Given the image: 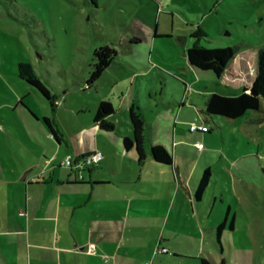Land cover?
I'll use <instances>...</instances> for the list:
<instances>
[{
    "label": "rangeland",
    "instance_id": "obj_1",
    "mask_svg": "<svg viewBox=\"0 0 264 264\" xmlns=\"http://www.w3.org/2000/svg\"><path fill=\"white\" fill-rule=\"evenodd\" d=\"M220 1L96 0L95 7L91 0H0V95L9 100L8 103L12 106L21 99L24 106L38 116L50 118L52 112L49 105L36 100L28 90L30 87L16 74L19 62H31L39 78L57 100L53 128H57L71 140V136L83 133L84 123L91 122L89 109L96 108L103 95L107 96L113 106L119 99L117 86L110 89V85L103 84L95 89L89 88L86 81L91 74L90 70L92 71L90 57L93 50L108 46L122 54L118 57V64L109 70L105 78L109 81L118 80L119 87L124 82L125 104L131 105L137 97L150 118L168 121L167 117L157 115V110L165 108L163 104H167L170 93L175 92L171 89L174 83L169 81L166 89L168 92L159 93L163 87L159 71L170 74L188 69L186 49L178 37L187 38L197 26H201L205 36L199 41L208 48L231 47L240 53L244 49L253 51L264 45V0ZM155 34L171 37L152 40ZM138 37L141 38L140 42L131 49L130 42ZM237 54L233 59L236 68L239 65ZM243 58L250 60L251 55ZM246 66V77L253 76L251 65L248 63ZM194 73L197 72L193 71L191 80L196 83H190L194 92L201 88L200 82H206L208 85L215 82L211 72H199L198 75ZM236 77V72L228 74L227 77L223 76L225 81ZM174 79L178 80L175 76ZM219 82L223 83L221 80ZM245 82V79H237L235 84L228 85L240 91V86ZM196 96L194 94L193 98L198 102ZM18 105L16 113H22L24 109ZM189 107L194 109L195 106L190 104ZM193 114L201 121L195 111ZM1 116L4 118H0V137L6 142L7 136L3 129L8 128L22 138L23 143H28V148L39 150L41 146L33 139V134L39 137L42 144L51 145L47 137H53L47 134L49 131L44 122L37 120L30 124L25 119V132L12 111L4 108ZM183 116L188 118L186 114ZM177 123L179 125L175 133L177 142L181 144L182 134H194L187 130L189 123L184 127L180 121ZM207 126L210 129L209 134L200 139L205 146L202 155H196L192 147L180 145L176 149V160L186 172L193 168L201 177L208 164L210 175L204 190L205 195L215 194L218 201L222 195L224 200H229L237 210L238 229L243 230L246 222H249L251 245L246 239H242L243 236L240 237L247 230H240L232 237L241 263L249 257L244 255V248L246 252L251 249L264 250V102L259 111L247 112L236 120L214 116L212 121L207 122ZM11 138L15 140L14 137ZM9 149L8 143L0 144L1 153L14 157ZM166 150L171 152L169 147ZM183 151L192 157L187 160ZM25 153L34 156L29 150ZM110 164L111 161H108L107 165L99 163L97 166L100 172L97 171L96 174L112 166ZM187 164L190 165V170L186 167ZM117 167L120 168L119 163ZM62 168L68 169L64 166H61ZM120 174L122 173L118 172L116 176ZM163 178L167 181L166 175ZM153 182L156 185L161 184L164 187L161 193L172 201V197L167 196L172 189L167 187L165 181ZM161 206L163 207L162 202ZM222 207L219 205L218 208L211 209L210 204L197 206L195 202H186L183 208L186 220L180 221V227L168 223V228L171 231L185 232L189 228L184 227L185 221L187 224L191 223L190 218L197 221L193 213L210 211L216 215ZM154 208L155 223L150 229H153L155 234L156 248H164L158 245L157 235V228L163 227L162 209L157 206ZM244 216L249 220L243 219ZM212 220L214 219H210ZM199 225L201 226V223ZM191 236L195 237L196 233Z\"/></svg>",
    "mask_w": 264,
    "mask_h": 264
},
{
    "label": "crops",
    "instance_id": "obj_2",
    "mask_svg": "<svg viewBox=\"0 0 264 264\" xmlns=\"http://www.w3.org/2000/svg\"><path fill=\"white\" fill-rule=\"evenodd\" d=\"M220 2L222 3V0ZM190 35L187 38L178 37L185 49L190 46ZM170 37L155 34L152 40ZM140 40L141 38L139 41H131V49ZM258 47L264 48V45ZM257 48L253 51H248L247 48L242 50L236 56L239 60L237 68L233 60L228 70L219 79L214 76L215 82L211 85L200 82L201 88H197V92L190 87V83H196L191 80V74L193 71L197 73L201 71L193 69L187 60L188 69L184 72L178 70L167 74L159 71L163 86L159 93L168 92L166 89L169 81L174 83L171 89L175 92L170 93L167 104H163L165 108L157 110V115L167 117L168 121L150 118L137 97L133 100L132 104L140 110L146 120L144 130L146 150L153 145L162 146L165 150L169 147L171 152L166 151L172 157V166L157 163L150 157L138 163L134 151L124 147L123 138L130 137L132 134L128 117V109L132 104L126 105L123 100L126 94L123 81H121L123 85L119 87L118 80L109 81L105 78L109 70L118 64L117 61L120 59L118 57L122 52L117 50L116 56L103 71L100 79L90 86L95 89L103 84L110 85V89L114 86L118 87L119 99L116 100L115 106L112 105L114 112L108 118L113 123V131H104L94 123L96 108L89 109L92 120L83 124V133L71 136V140L61 134L57 128L55 129L58 132V138L47 137L51 145L42 144L39 137L33 134V139L41 144L39 150L33 147L28 148V143H23L22 138L13 130L3 129L7 142L0 137V144L8 143L14 157L0 152V264H202V259L209 264H264L263 249L260 251L251 249L246 252L244 247V255L249 257L240 263L232 238L242 230L236 226L237 210L232 207L229 200H224L222 195L218 201L215 194L207 196L204 192L201 199H196L195 191L201 176L195 172L196 169L190 170L189 164L186 167L190 171L186 172L176 160V149L180 145L192 147L196 155H202L205 146L200 139L209 134V131L190 132L188 127V132L194 135L182 134L181 144L177 142L175 133L179 125L177 121H180L183 127L195 122L208 128L207 122L212 121L213 117L204 116L202 110L208 96L217 90L215 84L233 92L241 91L228 85L236 82L237 79L247 81L243 85L240 84L241 89L243 86H250L256 74ZM248 54L251 55V59H244L243 57ZM92 63L90 57V65ZM248 63L254 70L253 76L249 75L251 77H246ZM185 72L190 73V76ZM235 72L238 77L228 78L229 81L224 80V75L227 77L228 74ZM197 73L194 74L198 75ZM174 76L178 80H175ZM220 80L223 83H220ZM28 90L36 100L48 104L32 89L28 88ZM110 93L112 94V91ZM194 94L197 95L198 102L194 100ZM8 101L0 95V113L4 108L12 111L25 132H27L25 119L31 124L37 120L43 122V118H49L38 116L30 108H26L21 99L17 100L15 106ZM101 101H108L107 96L103 95ZM53 103L54 108L49 119L54 125L53 114L58 104L55 97ZM18 104L24 109L21 108L22 113H16ZM190 104L195 106L194 109H190ZM193 111L197 113L201 121L195 118ZM184 114L188 118H184ZM41 132L46 137L43 129ZM47 134H50V131ZM11 137L15 140L13 141ZM197 144H201L202 147L198 148ZM27 150L34 156L25 153ZM94 150L102 153L100 163L107 165L108 161H111L112 166L104 168L100 174H96L100 170L98 166L83 171L81 182L75 179L70 169H61V161L66 155L80 157ZM184 155L187 160L192 157L187 152H184ZM204 169V172L206 170L210 172L208 164ZM118 172L122 174L117 177ZM164 175L167 181L163 178ZM153 180L158 183L165 181L167 187L172 189L173 193L171 191L167 193L168 197H172V201L166 199L165 194L161 193L164 187L161 184L156 185ZM158 198L162 200L163 207ZM205 198L208 199L205 200ZM186 202L188 204L195 202L197 206L210 204L211 209L218 208L219 205L223 207L216 215L211 214L210 211L192 212L197 221L192 218H190V224L185 221L183 225L189 227L188 230L171 231L168 223L180 227V221L185 219L183 208ZM154 206L162 209L163 227L157 228L158 245L168 249L171 254L157 253L155 250V234L153 229H150L155 223ZM210 219L214 220L210 221ZM243 219L249 220L247 216ZM222 222L224 226L220 233L221 242L218 245L215 241L216 230ZM248 223L246 222L242 230L247 232L242 233L240 237L243 236L242 239H246L251 245ZM195 233L196 236L192 237L191 234ZM199 234L201 235L198 236ZM90 243L96 246V255L85 252ZM103 256L107 260H104Z\"/></svg>",
    "mask_w": 264,
    "mask_h": 264
},
{
    "label": "trees",
    "instance_id": "obj_3",
    "mask_svg": "<svg viewBox=\"0 0 264 264\" xmlns=\"http://www.w3.org/2000/svg\"><path fill=\"white\" fill-rule=\"evenodd\" d=\"M96 7V0H91ZM205 36V32L201 26H197L195 31L190 35V46L186 49V60L188 64L196 71L211 72L219 79L226 72L238 53L231 47L208 48L199 44V39ZM139 41V38H134ZM116 56V50L108 46H100L93 50L91 55L92 71L87 80L90 87L94 82L100 79L103 71L110 65ZM16 74L24 80L26 84L44 101H46L51 111L54 108V97L50 90L42 82L29 61L19 62ZM216 85V91L210 94L205 102L202 110L204 116L222 117L229 120H236L250 111H259L264 102V48H257L256 74L250 86H243L240 92H233L224 89L221 85ZM114 108L109 101H101L96 107L94 114V123L104 131H113V123L108 120L113 115ZM129 123L132 128L130 137L123 138L124 147L133 150L138 163H141L147 157H150L157 163L172 166L171 155L159 145H153L146 150L144 145V130L146 128V120L140 110L132 104L128 109ZM44 124L47 126L50 134L57 137V131L53 128L52 121L49 118H43ZM190 131V130H189ZM208 131V128H207ZM206 131V132H207ZM191 132V131H190ZM202 132L203 131H195ZM210 172L206 170L201 177L196 191L195 198L201 199L204 190L209 182ZM81 182V181H79ZM224 223H220L216 230V243L220 244V233ZM171 254L170 252H168ZM165 253V254H168ZM164 254V253H162ZM202 264H209L205 260H201Z\"/></svg>",
    "mask_w": 264,
    "mask_h": 264
},
{
    "label": "built area",
    "instance_id": "obj_4",
    "mask_svg": "<svg viewBox=\"0 0 264 264\" xmlns=\"http://www.w3.org/2000/svg\"><path fill=\"white\" fill-rule=\"evenodd\" d=\"M189 130L191 132L195 131H207V127H204L203 125H199L195 122L190 123ZM198 148H201V144H197ZM102 153L99 150H94L91 153H88L86 155L80 156V157H73L72 155H66L64 159L61 161V166H64L71 171H73L75 179L77 181H82L83 179V174L82 172L90 169L92 167L97 166L101 160H102ZM49 163V161H47ZM85 252L90 255H96L97 254V249L96 246L92 243L88 244ZM157 253H168L169 251L165 248H156ZM104 260H107L105 256H103Z\"/></svg>",
    "mask_w": 264,
    "mask_h": 264
}]
</instances>
